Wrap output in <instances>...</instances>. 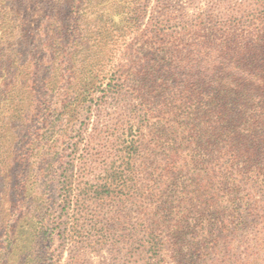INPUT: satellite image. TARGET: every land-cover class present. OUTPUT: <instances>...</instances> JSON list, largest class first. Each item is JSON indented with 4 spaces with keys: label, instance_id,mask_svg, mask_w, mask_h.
<instances>
[{
    "label": "trees",
    "instance_id": "trees-1",
    "mask_svg": "<svg viewBox=\"0 0 264 264\" xmlns=\"http://www.w3.org/2000/svg\"><path fill=\"white\" fill-rule=\"evenodd\" d=\"M210 2L202 18L169 0L152 17L150 0H46L38 85L19 1L0 0L5 264H57L68 246L164 264L182 230L241 232L264 213V0ZM257 225L242 264L264 250Z\"/></svg>",
    "mask_w": 264,
    "mask_h": 264
},
{
    "label": "rangeland",
    "instance_id": "rangeland-1",
    "mask_svg": "<svg viewBox=\"0 0 264 264\" xmlns=\"http://www.w3.org/2000/svg\"><path fill=\"white\" fill-rule=\"evenodd\" d=\"M7 1V0H6ZM13 0H8L9 5H11ZM19 1V15L18 18L21 22L14 23L15 25L22 24L23 34L26 36V45L34 50L35 61L37 63L38 85H42L41 78L45 74L46 70L44 68L45 64V50H44V30L43 28L47 26L45 23V16L47 13L45 7L46 0H18ZM155 1L150 0V10L148 17L156 15V11L152 9L155 8ZM211 0H169L170 9H175V11L181 10L188 15L197 14V16L205 17L204 13L207 9L206 6L210 5ZM236 1V0H233ZM210 2V3H209ZM198 5L201 9H198ZM18 8V7H17ZM15 8H13L14 10ZM180 11V13H181ZM228 9L223 5H218L215 7L214 15H212L211 23H223L228 14ZM5 13H0V21L3 19L4 24L0 23V34L6 30V27L11 25L10 21L6 17ZM196 16V17H197ZM147 18V17H146ZM146 20L144 21V23ZM54 26H58L61 23H50ZM69 24V23H66ZM64 23V25H66ZM1 72V71H0ZM1 81V79H0ZM110 107V105H108ZM167 155L165 152H160L156 156L149 160L148 165L151 161L158 163L159 161H164ZM161 159V160H160ZM195 210H198L200 203L192 204ZM151 208L155 205L151 204ZM127 212V209L126 211ZM192 214V213H191ZM131 215L132 210H131ZM188 215V214H185ZM174 214L170 215V218ZM262 217V218H261ZM260 222H264V213H260L258 217L254 220L249 219L247 224L249 226L241 232H236L233 229H228L226 232H222L221 229H217V234H209L201 236V234L192 237V230L186 231L182 230L185 236L183 241L184 244L173 243L171 248H168L164 252V264H242L247 258H251L253 253H256L255 241H257L256 231L261 227L257 225ZM219 227V226H218ZM210 235L213 236L212 241ZM216 238V239H215ZM215 239V240H214ZM119 254V255H116ZM122 253H112L107 249H103L98 252L84 251L78 248L68 246L65 248L59 258L57 264H141L142 262H126L123 260ZM258 262L254 264H264V250L259 253L257 258ZM0 254V264H5ZM249 264H252L249 260Z\"/></svg>",
    "mask_w": 264,
    "mask_h": 264
}]
</instances>
